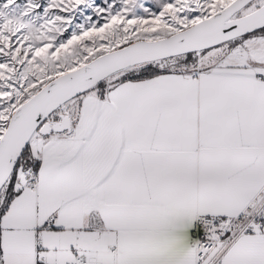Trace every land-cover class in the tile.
<instances>
[{"label": "snow or ice", "instance_id": "obj_1", "mask_svg": "<svg viewBox=\"0 0 264 264\" xmlns=\"http://www.w3.org/2000/svg\"><path fill=\"white\" fill-rule=\"evenodd\" d=\"M0 264H264V0H0Z\"/></svg>", "mask_w": 264, "mask_h": 264}]
</instances>
